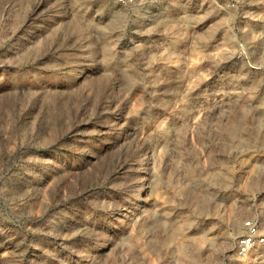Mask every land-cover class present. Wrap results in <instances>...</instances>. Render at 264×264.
Instances as JSON below:
<instances>
[{"label":"rangeland","instance_id":"rangeland-1","mask_svg":"<svg viewBox=\"0 0 264 264\" xmlns=\"http://www.w3.org/2000/svg\"><path fill=\"white\" fill-rule=\"evenodd\" d=\"M0 0V264H264V0Z\"/></svg>","mask_w":264,"mask_h":264},{"label":"built area","instance_id":"built-area-1","mask_svg":"<svg viewBox=\"0 0 264 264\" xmlns=\"http://www.w3.org/2000/svg\"><path fill=\"white\" fill-rule=\"evenodd\" d=\"M117 5L126 6L128 0H114ZM243 234L240 236L237 245V254L246 256L256 248L264 246V231L260 232L259 228L251 221L243 224Z\"/></svg>","mask_w":264,"mask_h":264}]
</instances>
